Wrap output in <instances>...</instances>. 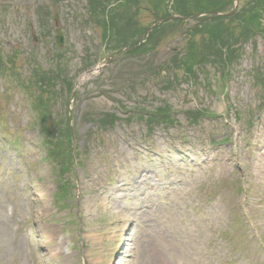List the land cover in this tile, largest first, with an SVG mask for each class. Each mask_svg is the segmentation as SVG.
I'll return each instance as SVG.
<instances>
[{
	"label": "rangeland",
	"instance_id": "374dc122",
	"mask_svg": "<svg viewBox=\"0 0 264 264\" xmlns=\"http://www.w3.org/2000/svg\"><path fill=\"white\" fill-rule=\"evenodd\" d=\"M105 1L0 0V264H264V10L237 43L254 9L228 0L234 36L196 49L203 18L172 17L86 75L156 27L151 0ZM223 42L233 65L187 71Z\"/></svg>",
	"mask_w": 264,
	"mask_h": 264
},
{
	"label": "trees",
	"instance_id": "16d2710c",
	"mask_svg": "<svg viewBox=\"0 0 264 264\" xmlns=\"http://www.w3.org/2000/svg\"><path fill=\"white\" fill-rule=\"evenodd\" d=\"M145 1H150V0H145ZM170 3V8L169 7V3ZM174 2L173 4L171 2ZM151 0L150 3L152 4V7L154 9V17L156 19V21L158 19H167V21L164 24H161L159 26H157L156 28L153 29V31L150 33V35L155 34L156 30H161L163 29L164 26H169L170 24V20H168L172 15L173 12L176 14V16H179L181 18L184 19H188L186 21H182V20H176L177 22L180 21V23L184 24L187 21L194 19V20H198L200 18H203V20L201 21V23L199 24V30H197L194 34H192L190 37H192V45L193 47L196 49L198 47L197 43L195 42L194 37H196L199 34H203V35H209V37L212 38L213 41H216L217 39L220 41V39H223V32L227 31L229 29V26L227 25V21L230 20L229 17L230 16H226L225 14H229L228 12H224L225 7L227 6L228 0ZM102 2H106L105 0H102ZM108 2V1H107ZM249 4H251L252 10L251 12L248 11L245 14L241 13L238 16H236V13L234 14L236 17L232 18L234 19V23H238V25H249V26H245L242 27L244 28L243 33H241V35L239 37H243L242 40L237 39V43H240L242 41L245 42L247 39H250L251 34V38L255 37V27L257 28V30H259L260 25H257V22L261 20V14H262V10H264V0H250ZM93 5V2L91 3V6ZM255 8H254V7ZM191 8H193L194 10H192ZM93 9V7H92ZM171 9L173 10V12L171 13V11L169 12L168 10ZM198 9V10H196ZM94 12H97L96 8L94 9ZM103 12H107L106 11V6L103 8ZM232 12V11H231ZM195 14V15H194ZM216 14H221V15H216ZM138 15H135L133 17H136ZM196 18V19H195ZM113 20V19H112ZM110 20L109 18H107L106 23L108 25L109 31L110 33L115 30V22ZM114 22V24H113ZM249 28V30L247 29ZM106 29V28H105ZM150 29H148L149 31ZM148 31L146 32V34L148 33ZM231 34L232 36H234L235 33V29H231ZM145 33H143L144 35ZM146 36V35H145ZM144 36V37H145ZM231 36V37H232ZM248 37V38H245ZM105 39V38H104ZM125 39V38H124ZM128 40H124L121 42L120 46L118 48H120V50H117L118 52H123V50H126V55H137L142 51V46L134 49L140 42H137L135 44H132L131 42H125ZM223 41V40H222ZM236 43L234 44V47L231 46H227L224 42H223V46L222 48L216 52V53H207V55L205 56L206 58H198V57H193V60L191 57H189L190 54H186L187 56L185 57V63L186 66L188 68L187 71H191V68H193L194 66H201V65H207L209 64L211 67H217V63H221L223 66H229V65H233V63L235 61H237V56L236 53L238 52L237 48L235 47ZM106 46L111 48L112 47V41L106 39ZM117 48V49H118ZM113 49V47H112ZM134 49V50H132ZM206 50L210 51L209 47H206ZM59 57V56H57ZM60 58V57H59ZM62 58V57H61ZM207 58L209 59L207 61ZM179 63V59L178 62ZM208 66V65H207ZM93 66L92 64L86 66V69L84 70V72L92 69ZM228 70V69H227ZM35 103L36 106L38 108V100L37 98L35 99ZM163 114V113H161ZM196 116V115H195ZM142 117V116H141ZM144 119H146L145 117L140 118V120L144 121ZM165 123L167 122V119L165 118ZM149 120L148 122L150 123V121L155 122L154 118H149L147 119ZM41 121H43L41 119ZM50 120H48L47 122H49Z\"/></svg>",
	"mask_w": 264,
	"mask_h": 264
},
{
	"label": "water",
	"instance_id": "95a60500",
	"mask_svg": "<svg viewBox=\"0 0 264 264\" xmlns=\"http://www.w3.org/2000/svg\"><path fill=\"white\" fill-rule=\"evenodd\" d=\"M236 8H237V5L234 7L233 12L231 14H229V16L234 14ZM159 23H161V21H159ZM56 43L60 47H62L64 45V36H63L61 29L57 30Z\"/></svg>",
	"mask_w": 264,
	"mask_h": 264
},
{
	"label": "bare ground",
	"instance_id": "6f19581e",
	"mask_svg": "<svg viewBox=\"0 0 264 264\" xmlns=\"http://www.w3.org/2000/svg\"><path fill=\"white\" fill-rule=\"evenodd\" d=\"M218 218V217H217Z\"/></svg>",
	"mask_w": 264,
	"mask_h": 264
}]
</instances>
